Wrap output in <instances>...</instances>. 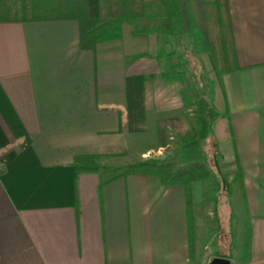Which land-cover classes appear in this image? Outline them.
<instances>
[{
	"label": "crops",
	"instance_id": "0c3cea01",
	"mask_svg": "<svg viewBox=\"0 0 264 264\" xmlns=\"http://www.w3.org/2000/svg\"><path fill=\"white\" fill-rule=\"evenodd\" d=\"M201 1L139 19L166 27L124 23L94 52L75 21L0 23V264H264V0H225L237 70L218 75L196 38L217 0ZM37 25L47 51L28 41ZM185 36L213 72L202 96L200 75L170 64ZM168 118L197 131L190 163L206 172L191 184L192 243L182 185L115 172L168 149L155 137ZM82 156L98 169H76Z\"/></svg>",
	"mask_w": 264,
	"mask_h": 264
},
{
	"label": "trees",
	"instance_id": "16d2710c",
	"mask_svg": "<svg viewBox=\"0 0 264 264\" xmlns=\"http://www.w3.org/2000/svg\"><path fill=\"white\" fill-rule=\"evenodd\" d=\"M213 11L215 19L209 27H218L220 31L210 36L209 28L201 25L207 33L205 39L212 70L217 75L230 73L237 70V65L225 0H217ZM179 15L177 0H0V23L75 21L79 27V48L90 52H94L99 43L120 39L124 23L145 17L173 20ZM170 131L180 136L183 143L177 160L146 159L127 166L121 176L154 175L160 178L162 185H182L186 192L192 243L191 184L206 176V172L198 163L193 164L190 171H175L179 164L199 159V144L195 129H190L179 118H168L156 122L155 137L159 147L167 145ZM95 161L94 156L77 157L75 166L81 171H94L98 169ZM236 179L241 184L240 173Z\"/></svg>",
	"mask_w": 264,
	"mask_h": 264
},
{
	"label": "rangeland",
	"instance_id": "374dc122",
	"mask_svg": "<svg viewBox=\"0 0 264 264\" xmlns=\"http://www.w3.org/2000/svg\"><path fill=\"white\" fill-rule=\"evenodd\" d=\"M199 3H202V1L200 0ZM169 24H170V21H165V22L163 21L161 23V21H150V20H139L138 19L132 23H127V25L125 26V28H126L125 30L127 31L132 26L143 27L145 25H163L164 27H166V26H169ZM172 25L174 26V23H172ZM37 26H41L40 28H42L43 30L40 29L38 31V29H32L31 33L29 32L28 41L29 42L31 41V45L33 42L35 43L34 48L36 50L38 48H40L41 50L47 51L46 49H48V47H51V29H45L46 25H37ZM182 27L187 29L188 26H182ZM207 28H209L208 32L211 33L210 36H213L215 33H217V32H215L213 27L210 28L209 26H207ZM27 33H28V29H27ZM196 34H197L196 38L199 39V42H200V47L204 46L205 42H206L205 37H206L207 33L203 31L202 26H199V29L196 28ZM33 36L37 37V39H34V41L32 39ZM182 40H183L182 52L185 53V55H183L180 58L171 59V63H170L171 66L174 68L175 63L178 62V65L184 69V74L186 76H188V78H190V81H193L192 80L193 76L195 77V76L200 75L199 82H195V83H191V84H194V86H196V87L198 86L197 84H199L198 91H199L201 96H202V94H206L207 90L211 92V87L207 88V83H206V70L208 67H209L210 76H213V72H212L210 65H209L210 64L209 58L199 57L194 53V51H192V50H190V48H188L186 43L187 42H189V43L193 42L192 36L189 38L185 36ZM197 43H195V44H197ZM203 59L204 60L206 59V62H204ZM204 65H205L206 70L204 69ZM202 78H203V81H202ZM204 84H206V85H204ZM190 129H192V128H190ZM169 133H172V135L169 136V138H168V142H167L168 149L165 152H163V154H160L158 152V150L150 152L149 154L146 155V158L144 160L150 159V158H156V159H167L169 161H174V160H177L179 158L181 144H182L181 138L177 134L174 135L173 131H170ZM208 155H210V154H208ZM221 155H222V152H221ZM218 160H220V158H218ZM192 166H193V164H191L190 162L181 163L175 168V171H182V170L183 171H190ZM212 166H211V169L214 172V168ZM124 170L125 169L121 168V169H117L115 172H119L121 174L124 172ZM220 197L223 198V193H221Z\"/></svg>",
	"mask_w": 264,
	"mask_h": 264
},
{
	"label": "water",
	"instance_id": "95a60500",
	"mask_svg": "<svg viewBox=\"0 0 264 264\" xmlns=\"http://www.w3.org/2000/svg\"><path fill=\"white\" fill-rule=\"evenodd\" d=\"M207 264H230V261L228 259H225V258L216 257V258H213Z\"/></svg>",
	"mask_w": 264,
	"mask_h": 264
}]
</instances>
